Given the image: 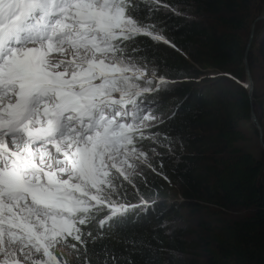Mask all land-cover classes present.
<instances>
[{
  "label": "snow or ice",
  "instance_id": "obj_1",
  "mask_svg": "<svg viewBox=\"0 0 264 264\" xmlns=\"http://www.w3.org/2000/svg\"><path fill=\"white\" fill-rule=\"evenodd\" d=\"M160 7L0 0V264H69L65 238L83 243L89 214L148 207L112 205L116 177L129 180L140 142L156 140L145 132L157 102L135 82L152 81L126 49L139 35L171 44L157 32Z\"/></svg>",
  "mask_w": 264,
  "mask_h": 264
},
{
  "label": "trees",
  "instance_id": "obj_2",
  "mask_svg": "<svg viewBox=\"0 0 264 264\" xmlns=\"http://www.w3.org/2000/svg\"><path fill=\"white\" fill-rule=\"evenodd\" d=\"M261 15L264 0H161L157 30L175 47L144 35L127 42L140 66L171 80L153 97L167 104L158 133L172 148L119 196L147 199V208L116 216L103 208L77 223L83 243L65 238L69 264H264V148L255 154L241 145L251 110L264 143ZM253 22L250 97L244 55ZM177 196L182 201H169ZM181 209L192 223L171 233L168 222Z\"/></svg>",
  "mask_w": 264,
  "mask_h": 264
},
{
  "label": "rangeland",
  "instance_id": "obj_3",
  "mask_svg": "<svg viewBox=\"0 0 264 264\" xmlns=\"http://www.w3.org/2000/svg\"><path fill=\"white\" fill-rule=\"evenodd\" d=\"M157 32L160 33V31L158 30ZM144 69H145V76L147 77L148 80L152 81L151 85H149L147 81L143 78H139L135 82L139 83L142 88L143 87L151 88L150 92L142 93L139 99L142 98L141 100L157 102L156 106L150 109V114L155 115L156 117H158V119L156 121L150 122L154 125V127L151 130L145 132L146 136H155L156 140L155 142L152 139L143 140L144 142L149 143L148 148H144L141 145L142 150L145 153V158L143 160H136L134 158L133 161H130V163L134 164V168L129 170L131 172V175L129 176V180L125 181L123 177H120V176L116 177L115 183L117 185V195L113 196V205H112L113 207H119L120 204H124L126 207L129 205H140L142 200L148 201L147 199L140 198V199H137V201L133 203H125L121 199H119V196L122 195L121 198H123V194L130 191V188H134V179L139 178L143 169L145 167H148V165L152 161V158H154L155 155L160 154V153L165 154V155L169 154L170 148H172V142L169 141L168 139H164L160 137L158 133L159 127H155V125L159 126L165 114L167 113V111L165 110V107L167 104L165 102H162L161 100L159 101L158 98L153 97L154 93L156 92L158 93V91L160 90H166L169 87L171 80L165 78L163 80L169 81V82L160 83V80L162 78L157 76V74L151 67L145 66ZM153 73H155V75H153ZM196 80L200 81V78L198 77L196 78ZM144 114L148 115L149 113H144ZM242 128L244 132L246 133L247 139L242 141L241 145L245 149L257 154V152L261 149V145H260L258 135L256 134L253 123L251 121L244 123L242 125ZM153 149H155V151H153ZM169 201L176 202V201H182V199L179 196H177V199L172 198ZM104 208H109V206L106 205ZM136 208H145V207H136ZM188 217L189 215H188L187 210L185 209L179 210L178 214H175L173 216V219H171L168 222V230L171 233H175V234L178 231H182V232L186 231L190 227V224L192 223L191 221L192 219L189 220Z\"/></svg>",
  "mask_w": 264,
  "mask_h": 264
},
{
  "label": "water",
  "instance_id": "obj_4",
  "mask_svg": "<svg viewBox=\"0 0 264 264\" xmlns=\"http://www.w3.org/2000/svg\"><path fill=\"white\" fill-rule=\"evenodd\" d=\"M261 18H264V15L259 16L257 19H261ZM254 23L255 22H253L251 24L249 40L247 42L246 50H245V55H244V70H245V74H246V80L244 82V85L245 84L247 85L246 88L248 90V93H249V96L250 97H251L252 92H253V82H252V78H251V75H250V72H249V68L247 66L246 55H247V52L249 50V46H250L251 39H252V36H253ZM211 76H213V75H211ZM250 121L253 123L254 127L257 130L258 139H259V142H260L261 147L264 148V143H263V140H262V129H261V126H260L259 122L257 121L256 115L253 112V110H251V112H250Z\"/></svg>",
  "mask_w": 264,
  "mask_h": 264
},
{
  "label": "clouds",
  "instance_id": "obj_5",
  "mask_svg": "<svg viewBox=\"0 0 264 264\" xmlns=\"http://www.w3.org/2000/svg\"><path fill=\"white\" fill-rule=\"evenodd\" d=\"M109 216H112V213H111V214H109ZM103 220H104V219H103ZM103 220H102V221H103Z\"/></svg>",
  "mask_w": 264,
  "mask_h": 264
}]
</instances>
